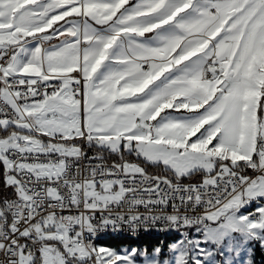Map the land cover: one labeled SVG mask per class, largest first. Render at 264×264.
<instances>
[{
  "label": "rangeland",
  "instance_id": "374dc122",
  "mask_svg": "<svg viewBox=\"0 0 264 264\" xmlns=\"http://www.w3.org/2000/svg\"><path fill=\"white\" fill-rule=\"evenodd\" d=\"M208 1L217 3L219 13L227 17L225 24L228 23L234 35L238 34L235 31L238 23L240 28L243 26L247 28V31L240 29V37L244 38V41L249 37L254 39L259 30L264 32V0ZM137 10L140 11V0H71L66 4H57L53 0H36L29 3L2 1L0 2V53L6 46L23 45L22 52L24 51V54L26 51L31 52L30 60L39 66L47 52L54 49L60 54L57 58L62 63L60 69L65 72L73 71L74 68L79 69L77 66L81 64L78 54L82 44L85 43L80 34L82 26H85L86 32L92 24H107L105 22L109 21L111 16L114 23L117 22L124 27L130 23L131 12L137 13ZM232 22H234L233 27ZM57 23L59 24L56 25ZM114 23L110 22L103 26L111 28ZM68 32H78L80 36L78 34L75 40L68 41L69 36H65ZM260 34L257 37L262 38L263 34ZM69 43L72 46L71 50L66 49V44ZM255 43L257 42L250 40L247 46L253 47ZM17 63L21 67L22 55L13 64ZM18 70L21 72L20 68ZM6 72L9 74V68ZM258 72L253 69L240 73V89L243 98H246L241 104L240 115L236 107L232 109L234 104L232 97L218 95L216 99L209 101V117L202 114L196 115L197 117L178 115L174 117L178 121L167 122L163 118L154 129L150 124L151 121L144 122L145 119H142L140 136L143 139L136 145L140 148L137 151H140L151 165H163L175 173L182 171L192 173L197 170V165L193 166L196 164L194 159L203 157L200 171L208 175L205 179L211 178L216 170L229 168L221 164L225 161L216 162L222 156H232L233 153L238 152L252 157L256 152L253 148L257 141L260 144L264 143V119L260 118L257 125H254L253 121V114L257 111L262 93ZM0 76H2L1 72ZM0 95L22 121L26 116H33L39 128V133L36 134L28 123L0 120V161L7 172L8 183L14 185L16 190L19 189V185L10 173L11 163L7 156L10 150L76 157L80 154L81 147L75 141L84 133L92 137L90 131L96 132L101 128L105 132L104 135L112 136L110 141L107 140L110 149L114 153H122L121 144L127 138L120 134V130L125 120L120 117L117 120L109 110L98 111L97 115L93 116H88L87 112L84 117L80 101L69 92H61L43 102L27 104L23 110L3 90ZM87 96H92V93L86 86L84 97L86 100ZM203 119L205 125L209 124V126L203 125L200 128L199 124ZM184 128L185 132L182 131ZM238 136H240L239 148L234 143L238 140ZM128 140L132 144V140L129 138ZM226 147L228 149H225ZM129 152L132 153L133 149L131 148ZM260 152L261 165L264 167V147ZM234 162L237 164L241 160ZM65 165V160L56 165L25 163L21 166V170L40 178L54 179L61 177ZM122 167L128 173L137 170L136 167L130 168L128 165ZM240 168L243 170L242 166ZM261 169L263 168L259 171ZM122 195L121 184L116 181L104 183L99 189L87 188L86 191V197L93 199L95 203H116L121 200ZM259 201L261 204H258ZM251 211H255L259 218L253 219L250 216ZM210 218L220 225L216 230L210 231L204 239L184 241L180 238L167 250L159 246L150 253L145 248L123 247L116 250L100 244L93 247L95 249L92 253H80L79 260L87 261L89 264H254L256 246H259L264 253V175L255 178L243 192L237 194ZM48 253L49 250L45 249V256H48ZM67 260L63 256L49 257L45 263L66 264Z\"/></svg>",
  "mask_w": 264,
  "mask_h": 264
},
{
  "label": "built area",
  "instance_id": "2783aa9c",
  "mask_svg": "<svg viewBox=\"0 0 264 264\" xmlns=\"http://www.w3.org/2000/svg\"><path fill=\"white\" fill-rule=\"evenodd\" d=\"M20 50V46L1 50L0 85L21 110L66 88L83 102L85 79L81 69L71 71L67 80L5 75L3 72L14 63ZM205 77L211 80L214 74L209 71ZM0 120L28 123L34 133H39L36 119L26 116L22 121L1 95ZM75 142L81 147L76 157L8 152L10 173L19 189L16 196L0 202V264H47L49 257L62 256L79 260L80 253L93 252L91 240L102 235L131 234L139 239L145 234L181 232L184 241L204 239L220 225L210 216L263 172L261 169L244 176L240 170L221 168L201 183L173 182L124 161L122 166L137 168L134 173L125 172L120 163L110 160L114 152L97 138L84 134ZM131 148L129 140L122 141V153H130ZM63 160L65 171L59 178H40L21 170L25 163L56 165ZM241 166L243 170H253L256 161L243 159ZM111 181L121 184L120 201L95 203L86 197L87 188L99 189ZM256 214L250 212L253 219L259 218ZM45 249L49 250L48 256Z\"/></svg>",
  "mask_w": 264,
  "mask_h": 264
},
{
  "label": "crops",
  "instance_id": "0c3cea01",
  "mask_svg": "<svg viewBox=\"0 0 264 264\" xmlns=\"http://www.w3.org/2000/svg\"><path fill=\"white\" fill-rule=\"evenodd\" d=\"M2 1L29 3L36 0H0ZM70 1L53 0L57 4H66ZM129 16L130 23L137 25L127 23L128 25L123 27L117 22L114 23V19L109 16V21L103 25L112 22L114 24L111 28L102 24H92L85 32V26H82L80 34L85 43L78 54L81 64L77 68L82 70L85 89L87 86L92 96H87V100L84 98L86 104L84 99L80 103L84 117L87 112L88 116H93L97 115L98 111L109 110L117 120L118 117L125 120L120 134L127 140L128 138L132 140L134 152L132 153L148 163L149 160L143 157L140 151H137L140 148L136 147L143 139L140 136L142 119H145L144 122L151 121L154 129L163 118L167 122L178 121L174 118L178 115L197 117L196 115L202 114L209 117V101L216 99L218 95L232 97L234 102L232 109L236 107L240 115L241 104L246 101L241 93L239 78L240 73L244 71L253 69L259 71V87L262 88L264 32L259 30L257 34L258 36L262 33V38L249 37L244 41V38L240 37V29L247 31V28L245 26L240 28L238 23L235 30L238 34L234 35L228 23L225 24L227 17L219 13L217 3H210L208 0H140V11L137 10V13L132 11ZM233 25L234 22L232 27ZM78 34L68 32L65 36H69L68 41H73ZM250 40L257 43L249 47L247 43H250ZM20 47V54L16 60L22 55L21 67L19 63L12 64L9 67V74L6 70L3 72L5 75L67 80L71 71L65 72L60 69L62 63L57 59L60 54L54 49L47 52L38 66L30 60L31 52L26 51L24 54L25 52H22L24 46ZM71 47L70 43L66 44V49L71 50ZM69 65L71 66V63ZM214 68L221 69L222 73L207 80L206 73L212 72ZM65 92H68L67 88L62 93ZM258 109L259 106L253 114L254 125H257L260 119ZM199 125L200 128L205 125L204 119ZM205 126L208 127L209 124ZM97 130L90 131L91 138L99 139L103 147L110 149L107 140L110 141L112 136L104 135L105 132L101 128ZM182 131L185 132L186 129ZM234 143L240 147V136ZM258 143L257 141L253 148L256 152L252 157L236 152L232 156H222L216 162L254 160L257 156L260 168L264 169L261 165V150H258ZM202 159L203 157L194 159L196 164L193 166L197 165L195 171L202 168ZM188 172L190 171L176 174L179 176L191 174Z\"/></svg>",
  "mask_w": 264,
  "mask_h": 264
},
{
  "label": "trees",
  "instance_id": "16d2710c",
  "mask_svg": "<svg viewBox=\"0 0 264 264\" xmlns=\"http://www.w3.org/2000/svg\"><path fill=\"white\" fill-rule=\"evenodd\" d=\"M1 81V77H0ZM2 91V87L0 85V92ZM258 116L259 118H263L264 116V84L262 87V96L260 98V105L258 109ZM262 144L258 143V150H261ZM104 150H107V148H104ZM110 160L117 162V163H123L125 162H130V163H135L141 166L143 169H145L146 172L151 173V174H156V175H161L167 178H170L172 181H179L180 183H201L204 181V179L208 176L202 171H195L189 175L185 176H179L177 175L174 171H171L168 167H165L163 165H151L148 162H145L143 159L136 157L135 155L131 153H122V154H117L114 153L110 156ZM254 160L257 162L256 167L253 170H242L240 168L241 162L235 163L231 160H227L221 164H224L228 166L229 168H232L234 170H240L241 173L244 176H251L255 174L259 169V162H258V157H254ZM238 167L240 169H238ZM264 175V170L260 174ZM17 195V190L15 189V186L10 185L7 181V172L5 171L3 163L0 161V202L3 201L6 198L9 197H14ZM180 240L179 237H168L164 241L163 240H145L142 239L140 241L136 240H107L103 241L101 243V246L111 248V249H116L120 250L123 247H128V248H145L147 252H152L156 247H163L164 250H167L171 244L174 242ZM40 262V261H39ZM66 264H89V262H81L80 260L76 259H71L65 261ZM254 264H264V253L261 250L259 246H256L255 248V253H254Z\"/></svg>",
  "mask_w": 264,
  "mask_h": 264
},
{
  "label": "bare ground",
  "instance_id": "6f19581e",
  "mask_svg": "<svg viewBox=\"0 0 264 264\" xmlns=\"http://www.w3.org/2000/svg\"><path fill=\"white\" fill-rule=\"evenodd\" d=\"M173 236H177L179 238H181V232H174V233H170L167 234L166 233H158V234H145L139 237V239H137V237H135L134 235L131 234H115V235H102V236H97L94 237V240H91V248L100 245L103 241H107V240H136V241H140L142 239L145 240H165L168 237H173Z\"/></svg>",
  "mask_w": 264,
  "mask_h": 264
},
{
  "label": "water",
  "instance_id": "95a60500",
  "mask_svg": "<svg viewBox=\"0 0 264 264\" xmlns=\"http://www.w3.org/2000/svg\"><path fill=\"white\" fill-rule=\"evenodd\" d=\"M212 73L214 75H218V74L222 73V70L218 69V68H214V69H212ZM173 182H179V181H173Z\"/></svg>",
  "mask_w": 264,
  "mask_h": 264
}]
</instances>
